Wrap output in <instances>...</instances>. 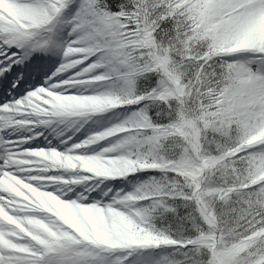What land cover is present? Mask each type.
<instances>
[{
	"label": "snow or ice",
	"instance_id": "snow-or-ice-1",
	"mask_svg": "<svg viewBox=\"0 0 264 264\" xmlns=\"http://www.w3.org/2000/svg\"><path fill=\"white\" fill-rule=\"evenodd\" d=\"M0 264H264V0H0Z\"/></svg>",
	"mask_w": 264,
	"mask_h": 264
}]
</instances>
